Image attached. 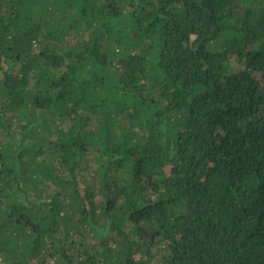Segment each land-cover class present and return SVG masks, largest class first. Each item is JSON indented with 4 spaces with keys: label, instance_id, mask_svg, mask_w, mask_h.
<instances>
[{
    "label": "trees",
    "instance_id": "trees-1",
    "mask_svg": "<svg viewBox=\"0 0 264 264\" xmlns=\"http://www.w3.org/2000/svg\"><path fill=\"white\" fill-rule=\"evenodd\" d=\"M0 264H264V0H0Z\"/></svg>",
    "mask_w": 264,
    "mask_h": 264
}]
</instances>
